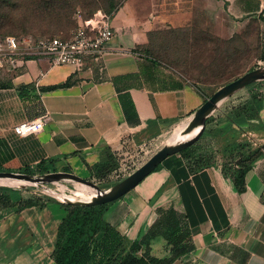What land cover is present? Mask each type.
Masks as SVG:
<instances>
[{"label":"crops","instance_id":"1","mask_svg":"<svg viewBox=\"0 0 264 264\" xmlns=\"http://www.w3.org/2000/svg\"><path fill=\"white\" fill-rule=\"evenodd\" d=\"M110 16L114 36L82 70L29 59L2 71L0 172L65 169L91 177L122 151H158L217 89L190 84L151 56L155 35L191 28L230 40L252 19L264 29V0H123ZM43 114L49 120L40 133L15 134L16 124ZM243 159L249 168L240 190L233 179ZM21 197L0 206V264H56L63 214L50 205L18 211ZM168 208L185 217L193 246L171 264H264V83L221 101L192 144L103 218L129 241H146L141 253L163 259L172 256L165 234L147 235L158 210ZM45 211L50 216L42 218Z\"/></svg>","mask_w":264,"mask_h":264},{"label":"rangeland","instance_id":"2","mask_svg":"<svg viewBox=\"0 0 264 264\" xmlns=\"http://www.w3.org/2000/svg\"><path fill=\"white\" fill-rule=\"evenodd\" d=\"M122 2L123 0H0V40L6 36L19 39L28 35L35 38L42 36L69 38L75 27L72 17L76 10H79L84 17H89L97 11L110 15ZM27 16H30L31 19H24ZM263 38L264 29L261 22L258 19H252L240 33L230 40L213 37L203 31L191 28H185L178 33L158 32L151 41L150 49L147 52L188 83L213 91L246 72L264 68ZM255 83H264V79ZM184 126L178 128L171 137ZM171 137L167 141L168 144L172 143L170 142ZM150 149L122 151L123 153L116 156L117 159L115 158L119 166H117L118 169L112 167L109 169L110 171L106 172V175L102 173L95 179L92 177L83 178L96 183L102 190H108L124 179V177H115L117 173L119 174L120 167L125 170L124 174L137 166L140 167L155 153ZM246 150L251 153L254 148H251L249 144ZM124 152H131V155L129 153L125 156ZM126 163L134 166L129 168L123 166ZM115 169L118 172L115 173ZM57 172L69 171L52 169L37 172L34 170L24 174L37 176ZM118 179L120 181H117ZM77 185L79 184L75 181L67 179H50L44 182L35 180L32 184L0 183V187L12 190L7 195L3 194L6 198L10 197V200L7 198V201L3 202L5 206H12L11 197L19 195L22 197L16 206L18 211L27 210L33 206L41 209L50 205L51 208L56 207L58 214H63L64 217L70 203L62 201L58 195L63 192L69 194L71 191H75ZM125 195L114 201L122 199ZM114 201L106 203L107 210ZM49 216L48 211L41 215L42 218Z\"/></svg>","mask_w":264,"mask_h":264},{"label":"trees","instance_id":"3","mask_svg":"<svg viewBox=\"0 0 264 264\" xmlns=\"http://www.w3.org/2000/svg\"><path fill=\"white\" fill-rule=\"evenodd\" d=\"M24 19H31V17L27 16ZM72 20L75 26L74 14ZM115 158V156L110 157L107 162L96 167L91 177L95 179L102 173L106 175V172L112 167L118 169L117 158ZM246 160L239 161V164L243 163L244 165L239 169V175L233 179L240 190L243 188L245 171L249 168ZM127 165L129 163L123 166L128 168L134 166L132 164ZM138 167L126 174H124L125 170L120 167L119 174L117 173L115 177L125 178ZM116 169L114 170L115 173L118 172ZM9 191L12 190L0 187L1 207L5 206L3 202L7 201V198L10 200V197L7 196L6 198L3 195L4 193L7 195ZM106 205L68 204L67 214L62 218L56 230L52 253L56 264H171L177 258L192 251L193 246L186 219L183 214L175 209H159L158 218L147 235L149 238L161 231L165 234L167 242L171 246L172 256L159 259L150 256L147 249L141 253L146 241H129L104 220Z\"/></svg>","mask_w":264,"mask_h":264},{"label":"built area","instance_id":"4","mask_svg":"<svg viewBox=\"0 0 264 264\" xmlns=\"http://www.w3.org/2000/svg\"><path fill=\"white\" fill-rule=\"evenodd\" d=\"M74 20L75 27L69 38L28 35L19 39L6 36L0 40V74L17 69L29 59H45L52 66L69 65L76 71L82 70L89 60H98L114 36L111 16L97 11L84 17L76 10ZM48 120L49 115L43 114L16 124L13 130L20 137L37 135Z\"/></svg>","mask_w":264,"mask_h":264},{"label":"water","instance_id":"5","mask_svg":"<svg viewBox=\"0 0 264 264\" xmlns=\"http://www.w3.org/2000/svg\"><path fill=\"white\" fill-rule=\"evenodd\" d=\"M264 79V68H258L244 73L237 79L223 85L217 89L204 103L195 111L189 122L185 125V132H190L194 128L199 126L198 132L191 138L177 142L175 144H165L161 149L155 152L144 164L138 167L134 172L128 175L126 178L118 182L108 190L100 189V186L96 183L78 176L71 172H57L46 175L31 176L24 173L14 172H0V178H11L17 180H24L33 182H44L45 180H59L67 179L78 183L88 185L101 193L99 197L91 202H68L70 204H83V205H100L110 203L135 188L146 176H148L165 158L175 154L182 149L192 144L203 132L205 122L208 116L218 107L219 103L225 98L229 97L236 91L251 85L259 80ZM108 191V192H106Z\"/></svg>","mask_w":264,"mask_h":264},{"label":"bare ground","instance_id":"6","mask_svg":"<svg viewBox=\"0 0 264 264\" xmlns=\"http://www.w3.org/2000/svg\"><path fill=\"white\" fill-rule=\"evenodd\" d=\"M184 129H185V126L181 130H178L175 133V135L171 137V140H170V142H172L171 144H175L177 142H180V141H183V140H186V139L193 137L198 132L199 126L194 128L190 132H185ZM1 182H7V183H11V184H19V182L32 184V182H29V181L17 180V179H11V178H0V183ZM76 183H78V182H76ZM78 184L79 185H77L75 191H71L69 194L63 192L60 195H58V197L62 201L86 203V202H91L92 200L99 197L101 195V193H103V192H99L98 190H96V189H94L88 185H85L82 183H78ZM106 192H108V191H106Z\"/></svg>","mask_w":264,"mask_h":264}]
</instances>
